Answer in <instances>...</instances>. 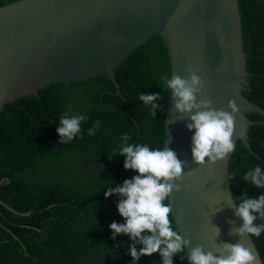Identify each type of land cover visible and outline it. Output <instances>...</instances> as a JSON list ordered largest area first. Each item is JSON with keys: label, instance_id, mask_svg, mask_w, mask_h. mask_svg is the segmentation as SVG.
I'll return each instance as SVG.
<instances>
[{"label": "trees", "instance_id": "trees-1", "mask_svg": "<svg viewBox=\"0 0 264 264\" xmlns=\"http://www.w3.org/2000/svg\"><path fill=\"white\" fill-rule=\"evenodd\" d=\"M17 1L0 0V8ZM238 4L248 72L242 94L264 108V0ZM172 75L168 48L154 35L115 69L120 94L108 75L98 74L51 84L36 96L5 106L0 113V264H131L130 237L113 239L109 227L113 221L125 222L117 208L120 197L104 193L138 174L124 168L125 156L118 153L124 134H129V144L164 148L171 94L163 77ZM141 93L161 94L155 117L151 105L139 100ZM65 113L86 120L73 140L60 143L57 128ZM246 115L264 120L258 113ZM248 134L254 153L238 140L230 158V183L238 203L245 190L253 198L264 193L242 180L256 166L264 171V125L250 126ZM170 219L179 230L173 214ZM252 238L264 262V232ZM173 260L189 264L187 249ZM137 264L163 262L157 252Z\"/></svg>", "mask_w": 264, "mask_h": 264}, {"label": "water", "instance_id": "water-1", "mask_svg": "<svg viewBox=\"0 0 264 264\" xmlns=\"http://www.w3.org/2000/svg\"><path fill=\"white\" fill-rule=\"evenodd\" d=\"M160 35L173 63V74L201 76L216 109L237 106L233 140L251 153L248 130L264 124L246 113L264 116V108L242 94L247 83L246 54L238 0H20L0 8V113L18 99L38 95L54 83H76L106 74L120 94L115 69L129 54ZM170 96L164 147L187 160L182 187L173 191L176 224L190 239L216 251L223 243H243L264 264L251 235L241 238L231 229L243 221L228 206L234 194L230 183V153L215 163L198 165L192 159L190 117L174 109ZM207 159V158H206ZM190 186V187H189Z\"/></svg>", "mask_w": 264, "mask_h": 264}, {"label": "clouds", "instance_id": "clouds-1", "mask_svg": "<svg viewBox=\"0 0 264 264\" xmlns=\"http://www.w3.org/2000/svg\"><path fill=\"white\" fill-rule=\"evenodd\" d=\"M187 71L188 77L173 74L170 79L166 76L163 79L175 101L174 109L190 117L187 128L190 131L195 130L192 136L193 162L198 165L206 162L215 163L225 159L235 150L233 135L237 106L233 100H230L229 112L212 107V101L206 95L198 100V94L205 87L204 81L194 69L189 68ZM247 77L248 72L247 75L242 76V80L247 83L243 85L242 90L248 85ZM161 98L160 93H141L139 96V100L145 105H151L154 117L156 111L161 108L156 101ZM84 120L86 117L83 115L70 116L65 113L57 128L59 142L66 143L73 140L81 132L80 125ZM88 134L92 135L91 129ZM121 139L124 144L118 153L125 156L124 168L138 174L131 179H125L122 184H117L114 188L109 187L104 195L111 197L117 194L120 197L117 208L125 222L113 221L109 227L113 239L119 234L130 237L131 264L132 262L137 264L142 256H151L157 252L163 264H174L173 257L184 252L185 249L189 264H258L253 250L240 242H225L222 246H217L216 251L219 255L211 250L205 251L202 244L192 247L189 251L191 241L185 238L180 230L173 229L170 219L173 214L172 204L165 203L171 201L173 191L181 189L182 185L177 181L183 178L187 160L179 159L177 153L167 146L152 149L147 144H129L127 142L130 136L127 133ZM242 180L262 189L264 171L260 166H256L247 171ZM236 197L235 202L232 196L229 197L228 206L243 223L239 227L232 228L231 232L241 238L246 235L259 237L264 232V224H257L255 221L258 218L264 220V193L253 198L249 197L245 190L239 195L241 197L239 203ZM138 244L142 245L139 249ZM180 259L185 260V257L180 256Z\"/></svg>", "mask_w": 264, "mask_h": 264}]
</instances>
